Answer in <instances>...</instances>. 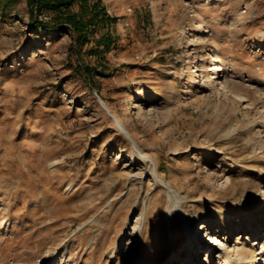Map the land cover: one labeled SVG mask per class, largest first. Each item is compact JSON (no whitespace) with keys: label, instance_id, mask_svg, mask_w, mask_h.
Segmentation results:
<instances>
[{"label":"rangeland","instance_id":"rangeland-1","mask_svg":"<svg viewBox=\"0 0 264 264\" xmlns=\"http://www.w3.org/2000/svg\"><path fill=\"white\" fill-rule=\"evenodd\" d=\"M100 2L113 44L80 54L27 0L0 11V264H203L217 236L262 264L237 249L264 225V0Z\"/></svg>","mask_w":264,"mask_h":264},{"label":"trees","instance_id":"trees-1","mask_svg":"<svg viewBox=\"0 0 264 264\" xmlns=\"http://www.w3.org/2000/svg\"><path fill=\"white\" fill-rule=\"evenodd\" d=\"M21 1L0 0V11L10 14ZM27 3L30 6L29 23L36 30H59L61 24L69 26L63 29L73 32L74 48L77 54H80V50L91 40H94L97 46L103 45L107 49L113 44L109 33L100 34L99 38L95 37L100 29L115 22V18L110 17L106 9L101 6L100 0L95 2L92 0H27ZM76 5L77 11L73 9ZM44 12H55V16L50 21L40 20ZM82 68L91 79L95 70L88 66H82Z\"/></svg>","mask_w":264,"mask_h":264},{"label":"bare ground","instance_id":"bare-ground-1","mask_svg":"<svg viewBox=\"0 0 264 264\" xmlns=\"http://www.w3.org/2000/svg\"><path fill=\"white\" fill-rule=\"evenodd\" d=\"M240 19V18H239ZM241 20V19H240ZM198 28H202L201 23H199ZM215 60L217 61L216 65H217V69L220 71L219 75L214 78H221L223 75L221 74V72L224 70V68L222 67V65L219 63V61L221 60L219 52L217 51V54L215 55ZM189 61H191V57H189ZM203 77L207 79L208 75L203 72ZM207 83H212V81H207ZM221 84L223 85L224 88H228L230 91H232L234 94H236V96L239 94H237L233 88L229 85V82L227 81V79H224L221 81ZM212 85V84H211ZM102 106L103 108L107 111V113L115 120L119 130L123 131V133L130 135L128 132V129H126L124 123L109 109V107L102 102ZM262 148H264V142L262 143ZM141 151V150H140ZM144 154V153H143ZM138 159V155L135 152L133 155V160H137ZM149 172H151V175H156L155 177H157V180L161 181V183L163 184V186L166 189V193L167 196L169 198V205L167 208V222L168 225L170 227V234L172 239H174L175 237V232L173 231V218L174 216H178L182 219V221L185 222L186 224V231H187V235L189 237V239L193 236V228L190 225L189 221H188V214L184 211L183 208V203H182V197L180 196V193L175 190L174 188H172L164 179H161L159 177V171H158V166L153 163V168L149 170ZM250 228H254L253 226H250ZM251 230V229H250ZM253 232H256L255 236L257 238H255L253 241V245L247 247L246 244L244 242L241 241L242 238H244L242 235H240V241L242 242V247L239 246V249H237V253L240 256V260L246 261L248 260L250 257H254L255 255H253L255 253V249L253 248L254 245H258L257 250H259V253L256 255L257 259L261 260L264 264V225L262 223H260L259 225H257L254 229ZM262 233V235H261ZM210 240L207 242V244H210L211 246V250L214 254L212 253H205L206 257L205 259H201V262L203 264H207V260L210 259L211 255H215L218 258V264H233L232 259H230L228 257V255H226L224 253L225 248H226V243H225V239L222 236H217L214 238V240L211 241L212 237H209ZM250 238H248L249 240ZM208 251V250H207ZM188 258V256H185L184 262L183 264H187L186 263V259ZM197 262L200 261V258L196 259Z\"/></svg>","mask_w":264,"mask_h":264},{"label":"water","instance_id":"water-1","mask_svg":"<svg viewBox=\"0 0 264 264\" xmlns=\"http://www.w3.org/2000/svg\"><path fill=\"white\" fill-rule=\"evenodd\" d=\"M100 102H101V104H102V102H104L102 99H100Z\"/></svg>","mask_w":264,"mask_h":264}]
</instances>
